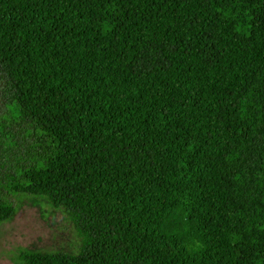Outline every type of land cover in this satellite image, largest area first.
Wrapping results in <instances>:
<instances>
[{"label": "trees", "instance_id": "1", "mask_svg": "<svg viewBox=\"0 0 264 264\" xmlns=\"http://www.w3.org/2000/svg\"><path fill=\"white\" fill-rule=\"evenodd\" d=\"M16 196L81 244L15 264H264V0H0Z\"/></svg>", "mask_w": 264, "mask_h": 264}, {"label": "rangeland", "instance_id": "2", "mask_svg": "<svg viewBox=\"0 0 264 264\" xmlns=\"http://www.w3.org/2000/svg\"><path fill=\"white\" fill-rule=\"evenodd\" d=\"M15 216L0 225V264H15L20 249L76 252L81 232L67 215L44 198L16 196Z\"/></svg>", "mask_w": 264, "mask_h": 264}]
</instances>
